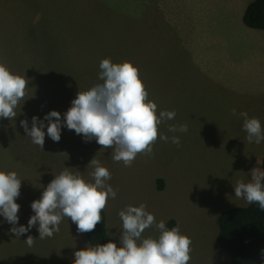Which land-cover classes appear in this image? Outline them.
Returning <instances> with one entry per match:
<instances>
[{"label": "rangeland", "instance_id": "1", "mask_svg": "<svg viewBox=\"0 0 264 264\" xmlns=\"http://www.w3.org/2000/svg\"><path fill=\"white\" fill-rule=\"evenodd\" d=\"M252 1L0 0V63L28 80L26 95L15 109L17 117L0 119V171H14L22 181L15 201L20 205L16 226H27L35 214L31 203L65 167L94 183V168L87 166L95 158L109 170L106 183L117 192L104 210L119 246V211L143 203L157 223L164 221L169 230L179 226L192 240L189 264H232L230 253L217 242L218 218L250 205L235 197L234 187L237 181L250 182L253 168L263 170L264 141L249 143L243 124L238 128V120L227 116L234 97L227 83L234 85L235 93L242 90L248 101L257 96L260 108L253 118L260 120L262 130L264 83L258 86L255 78L236 76L227 64L226 47L217 46L228 38L250 45V38L263 32L243 24ZM105 58L138 68L157 115L176 113L158 125L152 155L138 154L132 166L125 167L111 159L112 149H102L95 139L86 142L66 127L60 141H52L47 121L42 151L20 121L27 119L31 128L33 116L43 120L50 111L61 113L63 120L78 91L102 83L99 64ZM182 124L186 133L168 131L170 125ZM159 134L168 136V142ZM172 136L179 137V146L171 142ZM38 227L16 237L0 216V264H74V256L67 260L61 255L72 248L61 243L62 234L77 233L71 219L63 218L51 238L39 239ZM29 235L35 239L32 247L24 242ZM158 235L153 226L142 238Z\"/></svg>", "mask_w": 264, "mask_h": 264}, {"label": "clouds", "instance_id": "2", "mask_svg": "<svg viewBox=\"0 0 264 264\" xmlns=\"http://www.w3.org/2000/svg\"><path fill=\"white\" fill-rule=\"evenodd\" d=\"M97 83L86 91H78L71 107L63 114L50 111L43 120L33 116L31 128L27 119L20 121L26 136L43 151L45 143V121L47 136L54 142L61 139V129L66 127L83 135L86 142L95 139L102 149H112L111 159L131 167L138 154L151 156L152 145L158 137V125L165 120L174 119L175 111H160L157 104L148 100V92L142 82L137 67L131 62L115 64L110 58L101 60ZM28 80L13 74L4 63H0V119L13 120L17 117L15 109L26 95ZM233 116L243 118V130L249 143L260 144L264 141V130L257 118H249L247 112ZM169 132L186 133L187 125H170ZM159 139L168 142L169 137L159 134ZM171 142L180 145L177 136ZM94 168L90 173L94 183L86 182L79 172L73 173L65 167L60 174L43 190L41 198L31 203L35 213L27 226H19L20 205L16 199L20 195L21 180L16 172L0 171V216L12 225L10 229L16 237L29 232L39 225V239L51 238L59 232L63 218H70L77 226V233L92 232L101 223V212L109 198L115 199L117 192L106 182L111 174L101 162L93 158L89 165ZM250 182L237 181L235 197L244 199L248 204L256 203L264 212V170L259 167L250 172ZM146 204L138 207L128 205L118 215L122 221L120 247L108 242L95 247L87 246L74 252V264H189L192 240L182 235L179 226L166 228L165 222H156L155 216L146 210ZM155 227L158 237L142 238L146 229ZM32 247L35 239L28 236L24 241ZM264 255V250H262Z\"/></svg>", "mask_w": 264, "mask_h": 264}, {"label": "trees", "instance_id": "3", "mask_svg": "<svg viewBox=\"0 0 264 264\" xmlns=\"http://www.w3.org/2000/svg\"><path fill=\"white\" fill-rule=\"evenodd\" d=\"M243 23L247 28L264 31V0H254L248 5ZM262 168L264 170V157ZM101 217V223L86 233L92 247L110 241L116 243L107 232L105 210H102ZM218 227V245L230 253L232 264H264V212L260 211L258 204L225 211L218 218Z\"/></svg>", "mask_w": 264, "mask_h": 264}, {"label": "crops", "instance_id": "4", "mask_svg": "<svg viewBox=\"0 0 264 264\" xmlns=\"http://www.w3.org/2000/svg\"><path fill=\"white\" fill-rule=\"evenodd\" d=\"M243 17H244V14H243ZM241 33L242 32H239L238 34L234 36L241 35ZM250 39H251V44L249 45V44H242L238 40H232L233 41L232 42L228 38V41H226L225 44L222 41H220L221 43L218 45H221V46H217V47H226L227 64L228 66L231 65V68L234 70V74L236 76L243 77V78L245 77L255 78L256 84L259 86L260 84L264 83L262 81V78H264V63H263L264 62V44L260 42L262 41V39H264V31L260 34H257L256 37L254 36ZM256 66L257 68H255ZM234 83L236 84V86H240L241 84L240 81H234ZM227 85L232 87L231 94L232 96H234L233 103H229L227 105V108H228L227 112H229L227 116L233 119H237L238 122L234 120V125L240 128L237 124L239 123L243 124V118L239 117L238 115L233 116L232 109H236L237 113L247 112L249 118H253V117L258 116L255 114V112L260 108V103L257 101L256 95L251 96L250 101H248L247 99H244L242 90L236 89V93H235V90L233 88L234 85L231 82H228ZM242 131L244 132V130ZM107 217H108L107 218V232L109 236L113 238V236L110 234V229L112 228L110 227L109 216L107 215ZM71 233H72V237L71 239H69ZM114 235H115V232H114ZM85 236H86V233H82V234L76 233L75 230L66 231V233L62 234V238L64 242H61V243L63 245L66 244L67 246L72 247L71 249H68L69 251L65 250L61 254L62 258L69 260L67 256H70V255L74 256L75 251L85 249L88 246L86 245L87 243L84 239ZM117 244L119 245V243Z\"/></svg>", "mask_w": 264, "mask_h": 264}]
</instances>
